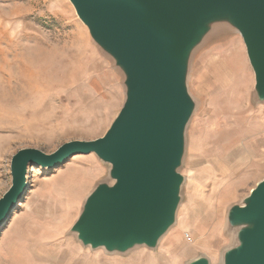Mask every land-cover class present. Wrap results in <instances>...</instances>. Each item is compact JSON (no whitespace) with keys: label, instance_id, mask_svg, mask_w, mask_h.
<instances>
[{"label":"rangeland","instance_id":"1","mask_svg":"<svg viewBox=\"0 0 264 264\" xmlns=\"http://www.w3.org/2000/svg\"><path fill=\"white\" fill-rule=\"evenodd\" d=\"M236 36L239 42L234 30L217 25L194 53L189 91L198 107L186 134L183 200L156 250L108 253L79 242L71 229L87 197L99 183H113L111 166L81 155L61 168L36 166L29 173L30 189L0 230V264H189L200 257L221 264L238 244L228 210L262 181L231 196L207 155L219 146L229 155L232 142L254 136L259 116L264 119L249 59L229 58L239 52ZM224 61L233 68L229 78ZM203 66L214 75L198 81ZM124 82L69 0H0V199L11 188V162L20 150L50 155L67 142L103 137L122 109Z\"/></svg>","mask_w":264,"mask_h":264},{"label":"water","instance_id":"2","mask_svg":"<svg viewBox=\"0 0 264 264\" xmlns=\"http://www.w3.org/2000/svg\"><path fill=\"white\" fill-rule=\"evenodd\" d=\"M95 44L123 73L126 98L107 133L67 142L46 154L22 149L11 162L12 185L0 199V230L30 189L29 168L55 170L73 157L97 156L111 166L71 231L93 250L126 254L156 250L182 204L187 129L197 110L189 91L196 50L225 25L246 46L255 93L264 102V0H69ZM238 244L221 264H264V178L242 204L229 208ZM189 264H211L207 257Z\"/></svg>","mask_w":264,"mask_h":264},{"label":"crops","instance_id":"3","mask_svg":"<svg viewBox=\"0 0 264 264\" xmlns=\"http://www.w3.org/2000/svg\"><path fill=\"white\" fill-rule=\"evenodd\" d=\"M234 43L240 44L238 46L239 52H230L229 58L233 60L239 55V57L247 59L246 46L243 44L241 37L239 42L238 37L235 38ZM226 61H224L222 71L229 78L232 76L233 68ZM207 72L212 73L209 66L201 67L195 73L194 79L197 76L198 81L200 79L205 80L209 76ZM262 118L259 116L260 121L255 129L254 136L244 137L243 141L239 140L236 143L232 142L229 155H222L225 150L224 147L221 148L220 146L211 149V155L210 152L207 154L217 168V178L221 177L220 181L227 185V192L232 194L231 196L252 189L251 187L254 183H258L264 178V119ZM195 154V157H197L198 153Z\"/></svg>","mask_w":264,"mask_h":264},{"label":"bare ground","instance_id":"4","mask_svg":"<svg viewBox=\"0 0 264 264\" xmlns=\"http://www.w3.org/2000/svg\"><path fill=\"white\" fill-rule=\"evenodd\" d=\"M36 166H37V165H34V168H32L29 172H30V173L33 172V171L35 170ZM38 167H39V166H38Z\"/></svg>","mask_w":264,"mask_h":264}]
</instances>
